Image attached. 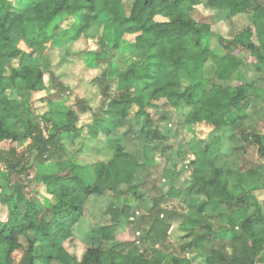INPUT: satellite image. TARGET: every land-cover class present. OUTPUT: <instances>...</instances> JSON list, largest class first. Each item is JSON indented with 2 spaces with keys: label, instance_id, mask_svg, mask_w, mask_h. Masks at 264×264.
Segmentation results:
<instances>
[{
  "label": "trees",
  "instance_id": "16d2710c",
  "mask_svg": "<svg viewBox=\"0 0 264 264\" xmlns=\"http://www.w3.org/2000/svg\"><path fill=\"white\" fill-rule=\"evenodd\" d=\"M126 2L0 0V164L8 175L0 184V205L8 210L0 218V264H264V206L256 194L264 190V164L256 170L262 182L249 183L252 171L245 174L221 162V137L202 141L185 164L189 184L181 191L171 187L137 216L147 166L123 143L133 126L140 127L145 144L167 142L169 113L155 118L167 106L178 114L177 124L206 125L213 132L234 127L233 137L254 146L264 161V133L242 127L256 81L264 83V1ZM204 9L222 13L227 21L245 15L250 22L223 36L195 18ZM93 32L99 33L98 47L81 58L86 69L100 70L91 84L101 103L91 123L79 127L75 111L56 118L48 94L63 95L69 87L55 83L58 76L43 68L40 51L91 39ZM204 38L216 41L222 54L205 47ZM243 53L259 73L255 81L234 80L244 66ZM84 106L85 112L91 109ZM81 136V148L102 142L106 152L98 153L104 159L89 165L66 160V143ZM10 143L24 150L1 149ZM165 160L166 178L177 173L179 161L185 163ZM41 190L45 196L38 202ZM107 195L124 200L103 209L77 258L66 244L76 239L87 203ZM166 198L188 201L187 208L163 207ZM123 220L141 230L139 241L120 240ZM174 225L182 242L169 251Z\"/></svg>",
  "mask_w": 264,
  "mask_h": 264
},
{
  "label": "rangeland",
  "instance_id": "374dc122",
  "mask_svg": "<svg viewBox=\"0 0 264 264\" xmlns=\"http://www.w3.org/2000/svg\"><path fill=\"white\" fill-rule=\"evenodd\" d=\"M126 3L131 2V0H126ZM264 1V0H262ZM195 18L200 21H207L211 24L212 29L223 36H233L236 31L242 30L245 26L249 25V17L242 15L236 20L227 21L224 15L217 13L216 11L201 10L195 13ZM94 35L90 36L91 39L81 38L75 43H71L67 46H62L60 48H51L50 50L40 51L43 56L42 60H38L43 65V68L48 67L50 73H54L57 77L55 83H63L69 90L65 94H61L50 90L51 99L55 108V116L58 119L59 114L66 113L67 110L75 111L76 115L79 116L78 126L83 127L92 121V114L99 108L101 103V95L98 89L94 88L91 81L100 74V70H88L84 65V60L81 58L82 53L90 49H97V41L99 37L98 32H93ZM128 41L134 39L133 36H126ZM204 46L209 47L215 54L221 55L222 50L218 47L216 41L211 38H204ZM21 47L29 51L24 43H21ZM240 59L244 63V66L238 71L234 80L240 83L252 82L259 78V73L254 69L251 64H247L249 59V53H243ZM38 58L37 56L35 59ZM209 74L212 75L213 67L209 66ZM47 80H49L48 74H46ZM258 81V80H257ZM254 86V95L250 97L246 110L244 111L247 118L243 121L242 127L246 130L258 131L264 133V83L257 82ZM50 85V83L48 82ZM47 96V94L41 96ZM87 101V102H83ZM84 105L91 107L87 111H83ZM43 110V108H41ZM168 112L171 118L167 121L169 132V140L167 142H162L160 146L156 144H145L141 139L142 136L139 134L140 127L133 126L132 132L128 136L123 137V143L126 145L130 152L138 153L140 159L147 166L145 168L146 180L145 185L141 188V198H138L137 206L135 208L136 215L139 216L146 212V207H151V200L159 197L160 195L168 194L171 187L176 190H183L188 184L190 179V173L185 168L187 163L194 159L193 157V146H197L202 141L210 142L214 137H221L222 142V155L221 162L226 163L231 167V169L241 170L242 173L247 174L251 172L250 180L251 182H262L258 172L256 170L264 164V161L258 156L257 149L241 141L238 137L234 138L235 128L228 127L221 131L213 132L210 126L206 125H196L187 126L184 123H178V114L171 111L167 106H164L162 110L155 115V118L160 117L163 113ZM176 116V117H175ZM165 123H162L164 127ZM83 134H86V129H83ZM84 137L81 136L73 143L68 141L67 145V155L66 160H72L77 158L83 165H89L90 163H95L99 160L104 159L103 154H99L98 151H103V143L90 144L88 147L85 146L81 148L83 144ZM103 141V140H102ZM87 143V139L84 144ZM170 146L166 153L162 150L165 146ZM166 146V147H167ZM239 150H235L241 147ZM11 147L19 148L20 151L24 150V147H18L17 144H4L2 150H8ZM106 152V151H103ZM183 152H186L183 154ZM106 154V153H105ZM166 156L173 158V164L179 160L185 161L181 164L179 161L177 173L172 178H166L163 174V170L166 164ZM167 168L173 169V165H167ZM89 169V168H88ZM84 170V169H83ZM85 173H89L90 170H84ZM83 171V172H84ZM34 176V171L31 172ZM7 172L5 166L0 164V184L3 183V179L7 178ZM31 176V177H32ZM33 186V185H32ZM1 191V190H0ZM37 195L38 202L43 200L45 194L40 191ZM262 206H264V190L256 193ZM129 197V196H128ZM123 197L115 198L112 195L103 196L99 199H91L87 203L85 218L83 219L81 225L76 229V239L71 243L66 244V248L70 254L75 255L80 258L82 253L86 248V234L88 233L92 224L100 220L101 213L111 203L122 202ZM130 203L134 204L136 202L135 198L132 196L130 198ZM50 204L55 203L52 199L49 201ZM188 201L175 200L166 198V202L163 203V207L177 208L179 211H183L187 208ZM8 210L6 207L0 205V218L6 217ZM122 226L125 231L120 236V240L126 241H139L138 235L141 230H137V226L133 224H128L126 221H122ZM145 228L142 227V230ZM139 231V232H138ZM139 233V234H138ZM182 234L179 232L176 225L170 231V237L167 242V247L169 251H173L178 248L181 244ZM149 243H146L147 247ZM197 264H203V262L197 261ZM57 264V263H54Z\"/></svg>",
  "mask_w": 264,
  "mask_h": 264
}]
</instances>
